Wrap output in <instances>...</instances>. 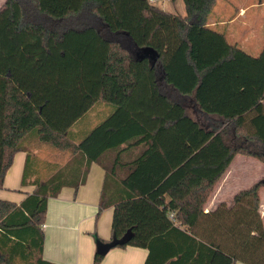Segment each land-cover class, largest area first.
<instances>
[{"label": "trees", "instance_id": "trees-1", "mask_svg": "<svg viewBox=\"0 0 264 264\" xmlns=\"http://www.w3.org/2000/svg\"><path fill=\"white\" fill-rule=\"evenodd\" d=\"M182 2L184 14L150 0H5L0 188L28 139L73 157L19 203L0 200V264H57L42 256L47 200L82 184L93 161L111 181L98 212L112 207L113 247L146 248L143 264H264V177L204 210L234 156L264 163V46L249 54L208 26L216 0ZM99 104L106 117L82 129Z\"/></svg>", "mask_w": 264, "mask_h": 264}, {"label": "crops", "instance_id": "crops-1", "mask_svg": "<svg viewBox=\"0 0 264 264\" xmlns=\"http://www.w3.org/2000/svg\"><path fill=\"white\" fill-rule=\"evenodd\" d=\"M215 5L207 15V25L214 29L220 23V21H216V18L210 17ZM224 9L221 8L219 12ZM193 107L195 108V106ZM143 148L142 145L130 146L128 152H125L122 157L124 160L130 161ZM239 156L250 157L240 154L233 157L224 174L215 183L205 203V211L213 210L221 202L230 204L235 193L260 180L253 183L248 181L246 185H244L245 181L241 182V169L238 168L241 167L240 164L245 159ZM113 158L114 156L111 155L108 163H112ZM37 159L41 161L39 158ZM25 160V153L17 151L14 154L12 164L5 174L3 187L0 188V200L19 203L26 194L34 190L33 186L32 191L17 189H15L16 193L5 191L19 187ZM34 161L37 160L34 159ZM248 183L249 185H247ZM105 185L109 187L111 181L105 182V170L100 163L93 161L86 168V176L82 184L77 188L63 186L56 196L48 198L45 220L42 225L44 231L43 258L57 264H92L96 243L98 241L110 242L111 239L112 207H105L98 212L101 191ZM261 189L264 187L259 189V212L262 221H264V198L261 196ZM147 254L148 250L142 247H112L99 264H143ZM235 264L245 263L236 262Z\"/></svg>", "mask_w": 264, "mask_h": 264}, {"label": "rangeland", "instance_id": "rangeland-1", "mask_svg": "<svg viewBox=\"0 0 264 264\" xmlns=\"http://www.w3.org/2000/svg\"><path fill=\"white\" fill-rule=\"evenodd\" d=\"M155 5L176 14H184V5L182 0H150ZM5 0H0V9L4 5ZM264 0H217L210 17L220 21L215 27L218 30L225 31L226 39L231 44H236L239 48L249 54L257 55L262 46H264ZM221 8L224 11L219 12ZM242 10V11H241ZM241 11V13H240ZM105 104V103H104ZM99 104L98 107L91 109L86 114L81 125L82 129L94 126L97 122L103 120L108 114V105ZM187 112L194 118L198 119V114L193 105L187 106ZM25 150L22 153H29L35 159L39 158L43 162L40 168L31 172L22 182L20 180L19 187L14 190H5L7 192L16 193L17 190L32 191L35 186L37 177L44 181L49 178L54 172L48 169L52 166L49 164H58L61 167L63 164L71 161V156L67 152L58 151L50 145L41 143L38 139L26 140ZM245 159L241 163V182L245 184L256 182L264 176V163L251 157H242ZM38 160V159H37ZM39 161V160H38ZM50 175V176H49ZM249 183L247 185H249ZM261 196L264 198V189H261ZM226 203V202H225ZM227 204V203H226ZM229 205V204H227Z\"/></svg>", "mask_w": 264, "mask_h": 264}, {"label": "water", "instance_id": "water-1", "mask_svg": "<svg viewBox=\"0 0 264 264\" xmlns=\"http://www.w3.org/2000/svg\"><path fill=\"white\" fill-rule=\"evenodd\" d=\"M114 245H115L114 241H110V242L98 241L96 243V250L95 251L101 255H105Z\"/></svg>", "mask_w": 264, "mask_h": 264}]
</instances>
